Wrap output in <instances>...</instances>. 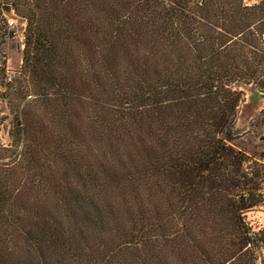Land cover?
Returning <instances> with one entry per match:
<instances>
[{"label":"trees","instance_id":"16d2710c","mask_svg":"<svg viewBox=\"0 0 264 264\" xmlns=\"http://www.w3.org/2000/svg\"><path fill=\"white\" fill-rule=\"evenodd\" d=\"M10 1L27 25L0 264H172L173 243L188 264H256L242 211L264 162L236 140L241 85L264 91V0Z\"/></svg>","mask_w":264,"mask_h":264},{"label":"rangeland","instance_id":"374dc122","mask_svg":"<svg viewBox=\"0 0 264 264\" xmlns=\"http://www.w3.org/2000/svg\"><path fill=\"white\" fill-rule=\"evenodd\" d=\"M1 1L4 2L2 3V11L4 18L6 19L5 23L2 22L4 28L2 30L4 32L6 29L7 31L5 35L2 34V31L0 32V67L5 66V72L1 73L2 79H0V82L3 80V85L0 86V146L3 150V155H8L9 157L4 159L1 158L0 160L6 161L11 158L10 154L15 148H18L19 150L22 149V143L19 142L17 137L15 138L12 135L14 111H11V107L14 106V104L10 103L13 97L9 95V92L14 89V84H12L13 82L10 84L8 82H11L13 78L18 76V72L22 65L27 21L24 17L15 12L11 6L10 0ZM246 1L248 4H253L261 0ZM9 31H12V33ZM241 87L245 91V99L241 102L239 108L237 127L241 133L239 138L236 140V145L255 158L264 159V138H262L264 136V91H261L255 84H243ZM8 96H11V98H8ZM31 98L32 94L28 95L26 99L22 100L21 106L26 105L27 101ZM54 105L55 104L49 105V110H53ZM56 108L54 109L57 110ZM41 109L43 110L44 107L42 106ZM94 141H90V146L92 147L95 143V151L101 149V143H96ZM17 145L19 146L17 147ZM86 149L87 146L82 148V152L84 154L87 153ZM55 166L64 170L63 164H56ZM260 167H262V172H264V168L261 164ZM22 175L27 178V173ZM257 181L259 183L258 185L260 190L263 191L264 173L257 178ZM15 185L25 189L20 191V199H27L29 197L28 194L31 193L27 186L31 184L26 183V185H23L17 182ZM262 199L263 196L260 197V200ZM53 200L54 199L50 198V203L53 202ZM170 252L172 264H188L187 261L189 257L188 259H185L183 256L184 249L182 246L177 248L173 243L172 247H170ZM256 261V264H264V251H257Z\"/></svg>","mask_w":264,"mask_h":264},{"label":"built area","instance_id":"2783aa9c","mask_svg":"<svg viewBox=\"0 0 264 264\" xmlns=\"http://www.w3.org/2000/svg\"><path fill=\"white\" fill-rule=\"evenodd\" d=\"M258 160L264 162V159ZM261 192L263 199L258 204L247 207L242 211L243 220L249 228V234L261 239L259 240L258 252L260 250L264 251V241H262V236L264 235V190Z\"/></svg>","mask_w":264,"mask_h":264},{"label":"crops","instance_id":"0c3cea01","mask_svg":"<svg viewBox=\"0 0 264 264\" xmlns=\"http://www.w3.org/2000/svg\"><path fill=\"white\" fill-rule=\"evenodd\" d=\"M263 138V137H262Z\"/></svg>","mask_w":264,"mask_h":264}]
</instances>
